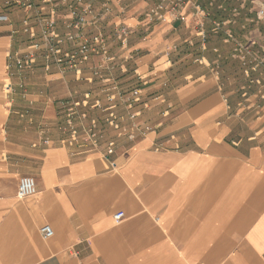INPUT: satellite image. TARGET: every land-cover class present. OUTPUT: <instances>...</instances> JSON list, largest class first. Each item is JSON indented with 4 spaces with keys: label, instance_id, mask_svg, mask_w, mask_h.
<instances>
[{
    "label": "crops",
    "instance_id": "crops-1",
    "mask_svg": "<svg viewBox=\"0 0 264 264\" xmlns=\"http://www.w3.org/2000/svg\"><path fill=\"white\" fill-rule=\"evenodd\" d=\"M86 1L101 12L97 26L115 57L104 76L123 90L141 87L149 107H136L138 122L150 130L119 137L87 110L114 153L105 159L102 143L74 154L58 111L60 101L80 99V83L38 67L7 103L1 87L16 38L0 24V264H264V0H188L172 10L166 0L163 21L146 15L161 0ZM66 16L60 7L58 25ZM118 26L129 30L124 48ZM237 45L246 65L231 55ZM81 84L103 101L97 85ZM22 177L37 193L20 201Z\"/></svg>",
    "mask_w": 264,
    "mask_h": 264
},
{
    "label": "built area",
    "instance_id": "built-area-1",
    "mask_svg": "<svg viewBox=\"0 0 264 264\" xmlns=\"http://www.w3.org/2000/svg\"><path fill=\"white\" fill-rule=\"evenodd\" d=\"M166 0L153 7L147 12V17L156 21H163L162 10ZM189 4L188 0H171L168 2L170 9ZM63 7L67 13L61 22L63 32L59 33L57 24L58 9ZM107 11L106 3L101 6ZM23 10L27 13L20 22V32L25 36V47L22 51H13L6 55L5 79L2 83L1 92L7 103L12 101L16 89L23 91L26 73L41 68L48 73L53 67L63 73H71L74 80L79 83L91 84L95 79L105 84L100 89L103 101L92 98L90 92L83 93L80 99L62 100L59 102V114L62 122L57 125L58 131L64 136V143L73 149L74 154H87L98 150L104 143V158L109 159L114 153V142L105 140L104 134L98 129V120L87 115V110L98 111L104 123L117 133L119 137L131 139L134 133L144 134L149 127L139 124L140 110L137 106L147 109L149 105L142 103L141 87L137 86L130 90H123L118 83L110 78L103 77L112 70L111 64L115 57L109 54L107 40L98 30V21L101 12H95L92 5L86 0H0V24L4 23L12 27L8 13ZM194 13L204 18L209 14L199 6L193 7ZM258 14L263 16V11ZM216 31L221 24H216ZM88 30L92 31L88 35ZM11 34L17 31L11 30ZM116 41L121 48L127 46L129 30L124 26H118L115 31ZM198 37L201 42L206 40L203 26H199ZM230 41L232 37L227 34ZM188 44L190 42H187ZM66 45H74V49L66 51ZM243 65H246L242 47L237 45L232 50ZM93 57L98 58L97 64L92 68L90 75L85 74V67ZM17 80V83L13 81ZM138 85H145V78L136 75ZM23 96V95H22ZM154 103L158 98L152 100ZM124 114L119 113V109ZM128 122V127L122 125ZM46 146L49 141L45 139ZM37 189L33 178L22 177L18 181L16 198L20 201L32 198ZM124 215L122 212L113 215V221L119 224ZM41 240L48 241L53 237V231L48 225L38 229Z\"/></svg>",
    "mask_w": 264,
    "mask_h": 264
},
{
    "label": "rangeland",
    "instance_id": "rangeland-1",
    "mask_svg": "<svg viewBox=\"0 0 264 264\" xmlns=\"http://www.w3.org/2000/svg\"><path fill=\"white\" fill-rule=\"evenodd\" d=\"M14 14V18L16 19V20H18V23H17V21L15 22V21H13V19H12V22H11V24H12V30H15V31H17V34H15V35H13L14 36V38H16V43H15V48L13 49V50H10L8 53H11V52H13V51H22L23 49H24V47H25V36L24 35H22L21 34V32H20V22H21V20L25 17V16H27V13L25 12V11H23V10H16V11H14L13 12ZM58 25V24H57ZM57 30H58V32L59 33H61V32H63V28H62V26L61 25H58L57 26ZM104 36H106L105 35V33H104V31L103 30H101L100 28L98 29ZM92 33V31H90V30H88V35H90ZM231 37H232V35L231 34H229ZM105 38H107V37H105ZM233 38V37H232ZM108 39V38H107ZM106 39V40H107ZM18 46V47H17ZM108 46V45H107ZM75 47H74V45H66L65 46V49H66V51H69V50H72V49H74ZM112 50H115V47H112ZM233 50V49H232ZM231 55H232V53H231ZM92 60V59H91ZM97 64V62L95 63H92V61H90L89 62V64L85 67V74L87 75V77L90 75V72H91V70H92V68L95 66ZM111 66H112V70L109 72V73H111L113 70H115V66H114V63H112L111 64ZM114 68V69H113ZM88 71V73H86ZM68 73V72H67ZM70 75H71V73H69ZM108 74V73H107ZM106 74V75H107ZM103 77H105V76H103ZM106 78H108L107 76H106ZM111 79V78H110ZM112 80H114L116 83H119V79H113L112 78ZM76 82V81H75ZM136 82H137V80H136ZM79 83V82H78ZM138 83V82H137ZM87 84V83H86ZM104 82L103 81H101V80H98V79H95L91 84H89V85H97L98 87H99V93H100V89H101V87L102 86H104ZM79 85H81L82 87H80ZM120 85V87L122 86L121 84H119ZM135 87H137V85H135L134 86V88ZM122 88V87H121ZM75 89V91L77 92V93H86V92H89V90L84 86V85H82L81 83L80 84H78V86L77 87H75L74 88ZM123 89V88H122ZM92 91V90H91ZM98 95V94H97ZM96 95V96H97ZM95 96V97H96ZM3 102H4V100H2ZM6 103L4 102V105H5ZM7 106L5 105V108H6Z\"/></svg>",
    "mask_w": 264,
    "mask_h": 264
}]
</instances>
